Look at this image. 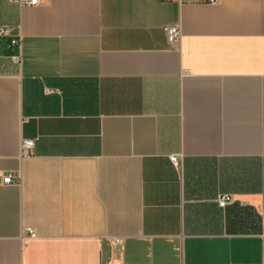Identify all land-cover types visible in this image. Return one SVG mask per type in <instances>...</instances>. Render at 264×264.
Instances as JSON below:
<instances>
[{
	"label": "crops",
	"instance_id": "1",
	"mask_svg": "<svg viewBox=\"0 0 264 264\" xmlns=\"http://www.w3.org/2000/svg\"><path fill=\"white\" fill-rule=\"evenodd\" d=\"M0 26V264H264V0H0Z\"/></svg>",
	"mask_w": 264,
	"mask_h": 264
},
{
	"label": "built area",
	"instance_id": "2",
	"mask_svg": "<svg viewBox=\"0 0 264 264\" xmlns=\"http://www.w3.org/2000/svg\"><path fill=\"white\" fill-rule=\"evenodd\" d=\"M21 3H28V4H38L39 0H19ZM206 1H210V2H216L217 0H206ZM168 38L171 42H175L180 34V29L178 26H171L168 28ZM8 32V28H6L5 26H0V34H5ZM13 43L20 45V40L19 39H15L13 41ZM16 58H20V57H16ZM35 145V140L33 138H26L22 141V154L25 155H29L31 154L33 148ZM172 161L174 162L175 165L179 164L180 161V155L179 154H173L171 156ZM3 181L6 183H10V182H17L19 181L14 180L13 177L11 175H7L4 176ZM234 200V196L232 194H222L221 196L218 197V202L220 204V206H226L228 203H230L231 201ZM27 232L30 236H35L36 232L33 228L28 227L27 228Z\"/></svg>",
	"mask_w": 264,
	"mask_h": 264
}]
</instances>
